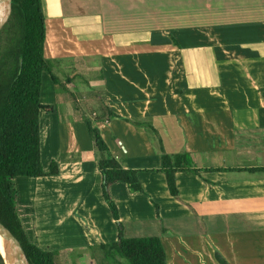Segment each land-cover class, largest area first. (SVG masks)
Masks as SVG:
<instances>
[{
    "label": "crops",
    "instance_id": "crops-1",
    "mask_svg": "<svg viewBox=\"0 0 264 264\" xmlns=\"http://www.w3.org/2000/svg\"><path fill=\"white\" fill-rule=\"evenodd\" d=\"M42 1L54 74L85 65L90 100L121 117L96 125L145 190L111 187L125 237H160L169 264H264V172L237 170L264 167V0ZM45 73L41 103L54 109L40 113L41 164L59 174L27 180L21 198L35 243L71 264L118 229L72 77ZM162 150L227 171L178 173L175 198Z\"/></svg>",
    "mask_w": 264,
    "mask_h": 264
},
{
    "label": "trees",
    "instance_id": "trees-1",
    "mask_svg": "<svg viewBox=\"0 0 264 264\" xmlns=\"http://www.w3.org/2000/svg\"><path fill=\"white\" fill-rule=\"evenodd\" d=\"M45 43L43 1L13 0L12 14L0 33V222L20 241L31 264H58L59 254L56 250L40 248L35 243L33 231L26 225L28 205L21 198L27 180L59 174L56 162H52L48 172L43 170L41 164L40 113L54 109L41 103L43 73H49L54 83L58 84L52 62L45 57ZM92 112L94 118L85 116L83 119L88 125L98 159L102 195L118 229L117 242L101 245L100 248L106 258L116 253V257L119 255L130 264H169L160 237H125L119 208L111 196V187L125 184L132 193L145 194V190L139 180V171L121 166L118 158L109 153L96 125V122L121 117L102 98ZM237 170L264 172V167ZM218 171L227 170L200 169L190 153L168 154L164 150L158 170L165 175L169 193L175 198L179 197L178 173L200 176L204 172ZM154 205L160 218L159 206ZM0 246L3 247L1 240ZM218 260L220 264H227L220 257ZM0 264H5L1 255Z\"/></svg>",
    "mask_w": 264,
    "mask_h": 264
},
{
    "label": "rangeland",
    "instance_id": "rangeland-1",
    "mask_svg": "<svg viewBox=\"0 0 264 264\" xmlns=\"http://www.w3.org/2000/svg\"><path fill=\"white\" fill-rule=\"evenodd\" d=\"M46 13H48V10L46 11ZM97 60V59H96ZM98 62V61H96ZM77 69L75 68L74 65H70L67 66L68 68L66 69V71H64V69L61 70H57V68H55V74L58 75L60 78L62 77V72H66L67 76L72 77V87L73 88V92L77 93V98L80 100L79 102L77 101V98L75 99L77 101V104L79 105V108H81V110L86 111V116L90 117L92 116V118L95 117L94 113L92 112L95 105L93 106V102L97 101H92L90 100L92 97L95 96L94 91L90 92V90L87 88V84H86V80L87 78L90 79L91 78V73L90 76L87 74L88 70L86 68H83L84 66H80L81 64L79 62L75 63ZM79 64V65H77ZM94 66V65H92ZM48 77H50L48 75V73H45ZM47 78V77H45ZM46 80V79H45ZM46 85H44L45 88ZM44 92V90H43ZM58 93H64L63 88H59L57 90ZM73 112L75 114H77L78 112L75 111V109H73ZM63 122H65L63 120ZM79 125L80 123H82L87 129H88V125L85 122V120L83 119V121L81 120V122H77ZM76 125V127H77ZM81 125V124H80ZM89 133V130H88ZM89 138L91 139V135L90 133L88 134ZM92 141V139H91ZM157 145L160 144V139L156 140ZM80 254H82V257H77V253L73 254L72 256V260H71V264H117L115 262V259L117 258H121L119 255L116 257V253H113L112 256H110V258H106V254L104 251H101L100 249H93V250H85L82 251ZM98 256V259H97ZM103 259H101L102 257ZM123 260V264H130L128 261H126L125 259Z\"/></svg>",
    "mask_w": 264,
    "mask_h": 264
},
{
    "label": "water",
    "instance_id": "water-1",
    "mask_svg": "<svg viewBox=\"0 0 264 264\" xmlns=\"http://www.w3.org/2000/svg\"><path fill=\"white\" fill-rule=\"evenodd\" d=\"M13 0H0V33L12 14ZM0 240L3 252H0L5 264H31L17 237L0 222Z\"/></svg>",
    "mask_w": 264,
    "mask_h": 264
},
{
    "label": "bare ground",
    "instance_id": "bare-ground-1",
    "mask_svg": "<svg viewBox=\"0 0 264 264\" xmlns=\"http://www.w3.org/2000/svg\"><path fill=\"white\" fill-rule=\"evenodd\" d=\"M0 252H3V247L2 246H0Z\"/></svg>",
    "mask_w": 264,
    "mask_h": 264
}]
</instances>
